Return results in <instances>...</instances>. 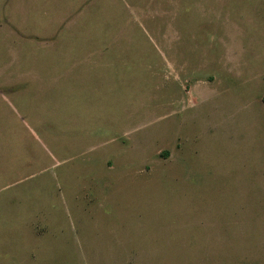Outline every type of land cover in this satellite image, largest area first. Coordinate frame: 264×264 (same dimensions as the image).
Here are the masks:
<instances>
[{"label": "rangeland", "instance_id": "rangeland-1", "mask_svg": "<svg viewBox=\"0 0 264 264\" xmlns=\"http://www.w3.org/2000/svg\"><path fill=\"white\" fill-rule=\"evenodd\" d=\"M0 264H264V0H0Z\"/></svg>", "mask_w": 264, "mask_h": 264}]
</instances>
